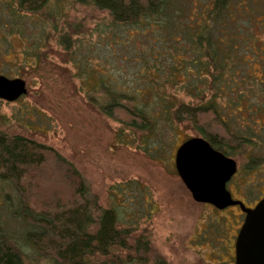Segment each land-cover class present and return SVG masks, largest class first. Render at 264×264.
Returning <instances> with one entry per match:
<instances>
[{
    "label": "trees",
    "instance_id": "obj_1",
    "mask_svg": "<svg viewBox=\"0 0 264 264\" xmlns=\"http://www.w3.org/2000/svg\"><path fill=\"white\" fill-rule=\"evenodd\" d=\"M52 1L5 2L0 43L12 50L10 40H23L26 21L37 24L43 13V32L55 24ZM75 2L110 18L98 28L96 50L83 52L85 43L69 35L62 45L81 79L97 84L100 94L89 101L122 125L121 145L163 161L184 128L227 157L264 140V0ZM43 48L26 53L29 61L41 62ZM89 56L102 64L92 67ZM0 194V264H169L125 225L119 205L103 208L76 167L49 147L0 133Z\"/></svg>",
    "mask_w": 264,
    "mask_h": 264
},
{
    "label": "rangeland",
    "instance_id": "obj_2",
    "mask_svg": "<svg viewBox=\"0 0 264 264\" xmlns=\"http://www.w3.org/2000/svg\"><path fill=\"white\" fill-rule=\"evenodd\" d=\"M7 1L0 0V21H5ZM48 8L59 11L54 12L55 24L43 32V13L37 24L26 21L23 40H10L12 50L0 43L4 46L0 48V76L22 79L28 89L18 101L0 99V133L49 147L72 163L103 208L119 205L125 225H134L136 236L149 238L153 256L169 264H235L236 236L245 214L238 206L218 210L194 201L175 167L177 149L188 138L201 136L193 128L182 129L176 147L163 161L121 145L116 133L122 125L89 101V96L100 94L97 84L81 79L62 45V37L69 35L72 41L85 43L83 52L96 50L98 28L109 22V16L75 0H53ZM36 44L44 47L38 64L26 55ZM89 57L94 58L92 67L102 64L98 57ZM119 118L126 120L122 115ZM255 143V148H235L229 157L237 162L238 172L228 191L248 208L264 198V140ZM254 161L261 165L253 168ZM120 185L125 186L123 195H117ZM2 197L1 207L5 206ZM4 222L17 232L15 223L7 217Z\"/></svg>",
    "mask_w": 264,
    "mask_h": 264
},
{
    "label": "water",
    "instance_id": "obj_3",
    "mask_svg": "<svg viewBox=\"0 0 264 264\" xmlns=\"http://www.w3.org/2000/svg\"><path fill=\"white\" fill-rule=\"evenodd\" d=\"M27 92L24 80L0 76V99L15 102ZM175 167L194 201L218 210L238 206L245 214L235 243V264H264V198L254 208L234 200L227 186L238 172L237 162L199 137L177 149Z\"/></svg>",
    "mask_w": 264,
    "mask_h": 264
},
{
    "label": "flooded vegetation",
    "instance_id": "obj_4",
    "mask_svg": "<svg viewBox=\"0 0 264 264\" xmlns=\"http://www.w3.org/2000/svg\"><path fill=\"white\" fill-rule=\"evenodd\" d=\"M242 226H243V225H242ZM242 226H241V227H242ZM240 229H241V228H240ZM239 232H240V230H239ZM238 234H239V233H238ZM237 237H238V235L236 236V239H237ZM235 243H236V242H235Z\"/></svg>",
    "mask_w": 264,
    "mask_h": 264
}]
</instances>
